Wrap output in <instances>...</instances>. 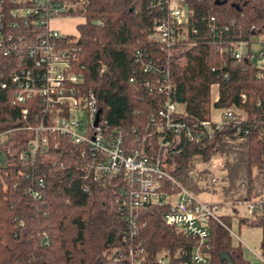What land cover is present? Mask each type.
Instances as JSON below:
<instances>
[{
  "label": "trees",
  "instance_id": "obj_1",
  "mask_svg": "<svg viewBox=\"0 0 264 264\" xmlns=\"http://www.w3.org/2000/svg\"><path fill=\"white\" fill-rule=\"evenodd\" d=\"M87 1L84 23L76 27L74 46L81 53L75 70L82 89L95 97L100 122L119 131L125 150H138L146 162L159 157L160 171L178 185L192 178V171L209 172L210 184L226 181L233 204L244 202L253 212L264 206V66L254 64L248 49L264 35V0H184L196 33L176 44L169 56L148 41L163 14L151 8L154 0ZM238 43L247 53L237 62L231 50ZM9 62L0 59L1 65ZM148 62L144 73L140 63ZM156 80L169 84L168 93L156 91ZM213 85L217 99L210 104ZM7 87L0 89V131L15 130L0 146V264H130L128 248L137 243L143 247V264H156L163 251L173 264L187 263L194 243L162 223L164 207L146 205L131 213L135 230L129 235L126 176L86 181L90 158L81 156V146L65 137L49 138L46 151L19 160L34 139L26 128L37 127L41 106L37 98L12 105L13 87ZM166 96L181 106L175 119L182 128L164 136L157 131V111ZM210 106L233 107L235 113L228 125L208 134L200 124L209 121ZM160 138L165 149H159ZM214 159L220 161L217 179L210 166ZM160 184L163 191H176L165 178ZM28 187L40 198L27 195ZM218 220L209 221L208 264H249L226 231L230 218Z\"/></svg>",
  "mask_w": 264,
  "mask_h": 264
},
{
  "label": "built area",
  "instance_id": "obj_2",
  "mask_svg": "<svg viewBox=\"0 0 264 264\" xmlns=\"http://www.w3.org/2000/svg\"><path fill=\"white\" fill-rule=\"evenodd\" d=\"M183 1L150 2L151 8L163 14L155 22L148 39L156 42L159 50L167 56L176 44L185 42L189 35L196 33L188 21ZM87 4V0H0V59L10 60L8 65L0 64V76L7 78L0 82V89H6L8 85L13 87L12 105L37 98L41 106L37 127L26 128L33 131L34 139L25 152L18 154V159L32 158L38 151H46L49 138L65 137L72 145L82 147L81 156L90 158L83 176L86 181L99 183L103 175L117 176L122 173L126 176L129 191L125 193L127 197L123 203H126L129 214L130 236H134L135 230L131 213L146 205L164 207L162 223L174 227L194 243L186 264H208V226L209 221L220 223L217 207L200 202L162 173L159 157L146 162L138 150H125L119 131L108 130L105 123L100 122L94 95L82 89V76L75 70L81 49L74 43L78 38L76 27L84 23L82 11ZM53 21L70 24L73 33L57 32ZM261 41L259 51L251 53L253 58L264 55V40ZM246 53L247 48L242 43L231 50V56L237 62ZM136 59L140 60L138 54ZM140 64L142 72L147 73L150 62ZM155 85L157 92L164 88L168 93L169 84L164 86V82L156 80ZM178 107L166 96L157 111L161 124L157 128L159 133L165 136L182 128L175 119ZM20 112L21 115L27 113L25 109ZM219 112L216 123L204 121L200 124L208 134L213 130L220 131L234 120L233 107ZM14 130L0 131V146L6 135ZM38 133H41L40 139ZM186 137L191 140L190 133ZM158 143L159 149H165L167 143L164 138H160ZM0 156L3 155L0 153ZM161 178L174 184L176 191H163L160 188ZM37 187L42 188L41 181L37 182ZM82 192H88L87 186H83ZM26 194L32 199L40 198L39 193L30 187L26 189ZM247 208L251 210L252 206L247 205ZM229 234L234 237L231 232ZM142 248L140 243L128 248L130 264L144 263ZM258 259L264 264V258ZM156 264L173 263L169 254L163 251L157 256Z\"/></svg>",
  "mask_w": 264,
  "mask_h": 264
},
{
  "label": "rangeland",
  "instance_id": "obj_3",
  "mask_svg": "<svg viewBox=\"0 0 264 264\" xmlns=\"http://www.w3.org/2000/svg\"><path fill=\"white\" fill-rule=\"evenodd\" d=\"M56 24V25H55ZM57 24H61V22H56L53 21L52 25L57 26ZM70 25V24H69ZM68 25V23H62L61 26L59 25V28L55 29L57 32L61 34H69L73 33L72 28ZM264 40V35L258 38H254L253 41L249 45V51L253 54L257 53L260 49V41ZM149 42H152L158 46V44L154 41H151L148 39ZM159 47V46H158ZM244 52V50H243ZM170 53L168 54V56ZM253 62L256 66H264V55L262 58H253ZM178 110H180L178 108ZM212 118L214 120L218 119V114L213 113ZM220 161L218 159H214L212 161V164L210 166H213L214 169L211 167V172L213 173V178L217 179L219 178V170L216 169V167L219 166ZM4 164V158L3 156H0V165ZM216 166V167H215ZM203 166L197 165L196 169H201ZM255 173V171H253ZM194 175L192 178L189 177V179L185 182V184H182V187L189 193H191L196 199H198L202 203H206L210 205H213L214 203H221V202H227L225 200L228 199V194H230V197L233 196L231 192H228L227 183L226 181H221L220 179L217 180L215 184H210V174L209 172H199L195 173L192 171V174ZM196 180V182H193ZM237 182V181H236ZM237 184V183H236ZM214 189V192H210V188ZM260 186L257 185L256 188L258 189ZM264 187V186H263ZM262 193L264 192V188L261 189ZM241 194V193H240ZM256 202H259V198L255 200ZM216 205V204H214ZM247 206H224L220 205V209L216 211V214H226L232 216V209H236L237 213L239 215H243L244 219H246V222H250L249 224H244L239 227L236 225V219H232L230 222V231L234 234L236 242H240V244L246 246L248 248L245 249L242 245L241 251L244 256V259L249 263V264H259L257 258H255L252 255V252H255L256 254H260L261 251V243L262 241L264 242V223L262 220L261 223V218L263 219L264 216V211H261L260 206L255 210V213L253 215H249L246 210ZM263 228V229H262ZM236 244L235 242H233ZM264 252V250H263Z\"/></svg>",
  "mask_w": 264,
  "mask_h": 264
},
{
  "label": "crops",
  "instance_id": "obj_4",
  "mask_svg": "<svg viewBox=\"0 0 264 264\" xmlns=\"http://www.w3.org/2000/svg\"><path fill=\"white\" fill-rule=\"evenodd\" d=\"M61 24H62V22H61ZM61 24H59L60 26H61ZM56 25V24H55ZM53 26L54 27V29H56L57 28V26H58V28H59V25L57 24V26ZM69 25V24H68ZM70 26V25H69ZM262 67H263V65H262ZM209 96H210V104H212L216 99H217V86L216 85H213V86H211L210 87V90H209ZM180 110H182V108H181V106H179L178 107ZM213 113H215V114H218V119L217 120H214L213 118H212V116H213ZM209 121L210 122H212V123H216L218 120H219V117H220V112H219V110H215V109H212V107L210 106V112H209ZM210 192L211 193H213L214 192V189L211 187L210 188ZM261 198H263L264 197V192L262 193V195L260 196ZM225 201H227V202H221V203H214V204H216V205H214V206H216L217 207V210L218 209H220V205H224V206H231V208L232 207H235V206H243V205H246L244 202L242 203H237V204H233V199H232V197H230V194H228V199L227 200H225ZM207 203V202H206ZM209 204H211V203H209ZM247 206V205H246ZM247 208V207H246ZM261 208V211L263 212L264 211V206H262V207H260ZM216 210V211H217ZM246 212L249 214V215H253V213H255V212H253V211H250L248 208H247V210H246ZM218 215V214H217ZM232 216H230V215H226V214H219L218 215V217H228V218H230V222H231V220L232 219H236V225H237V227H239V226H241V225H244V224H249L250 222L248 221V222H246V219H244V216L241 214V215H239L238 213H237V210L236 209H232V214H231ZM263 216H264V214H263ZM237 220H242L243 222L242 223H238L237 222ZM261 220V223H262V220H263V223H264V218L262 219H260ZM264 228V227H263ZM262 228V229H263ZM229 231V232H231L230 231V227H229V229H227L226 228V231ZM227 231V232H228ZM229 232H228V234H229ZM232 233V232H231ZM233 234V233H232ZM230 235V234H229ZM234 235V234H233ZM231 236V235H230ZM233 239H234V241H236L235 240V236L233 237V236H231ZM237 243L239 244V245H242V244H240V242H238L237 241ZM262 244H263V246L261 247V251H260V254H256L255 252H253V251H251L252 252V255L255 257V258H257V260H258V263L259 264H261V262L259 261V259H258V257H262V258H264V252H263V250H264V242L262 241ZM245 249H247L248 250V248L246 247V246H244V245H242ZM258 256V257H257Z\"/></svg>",
  "mask_w": 264,
  "mask_h": 264
},
{
  "label": "water",
  "instance_id": "obj_5",
  "mask_svg": "<svg viewBox=\"0 0 264 264\" xmlns=\"http://www.w3.org/2000/svg\"><path fill=\"white\" fill-rule=\"evenodd\" d=\"M97 121V119L95 120V122Z\"/></svg>",
  "mask_w": 264,
  "mask_h": 264
}]
</instances>
